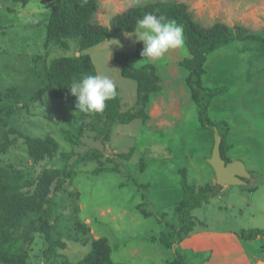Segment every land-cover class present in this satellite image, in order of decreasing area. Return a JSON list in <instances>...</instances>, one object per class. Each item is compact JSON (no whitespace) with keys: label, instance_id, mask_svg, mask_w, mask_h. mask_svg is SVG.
<instances>
[{"label":"rangeland","instance_id":"rangeland-1","mask_svg":"<svg viewBox=\"0 0 264 264\" xmlns=\"http://www.w3.org/2000/svg\"><path fill=\"white\" fill-rule=\"evenodd\" d=\"M156 1L186 5L192 20L205 28L219 23L264 36V0H97L93 23L108 27L114 15ZM45 15L40 0H28L24 7L0 0V101L17 93L27 105L26 99L42 81L44 63L79 56L72 42L66 50L53 48L45 55ZM137 43L134 34L119 33L87 52L96 73L113 80L121 111L134 107L136 88L134 81L121 76L113 55L132 52ZM188 57L184 43L156 60L144 59L140 53L136 68L151 64L161 89L150 98L144 124L135 120L114 126L107 139L88 130L78 137L81 121L76 119L81 112L72 94L66 100L43 96L26 108L19 103L7 121L14 133L9 135L12 145L0 154L2 166L13 165L29 178L45 168L72 175L55 184L51 197L56 207L49 220L53 240L65 244L56 251L69 261L81 260L91 240L106 238L111 259L122 264H164L177 254L187 264H244L253 256H262L257 264H264V48L250 40H235L210 54L201 76L204 88L224 89L210 102L207 116L227 123V156L244 166L247 178L241 179L242 184L222 186L219 195L194 209L193 230L180 244L166 249L158 241L178 225L173 208L182 198L183 175L190 186L217 184L208 163L214 137L201 129L198 103L191 99L187 71L181 66ZM21 136L50 137L58 151L52 159L33 164ZM91 151L101 154L98 162L80 161ZM111 168L114 171H108ZM81 224L89 228L88 234ZM256 229L261 236L253 240L237 237L239 231ZM226 233L235 239L224 237ZM32 235L27 264H45V237Z\"/></svg>","mask_w":264,"mask_h":264},{"label":"trees","instance_id":"trees-1","mask_svg":"<svg viewBox=\"0 0 264 264\" xmlns=\"http://www.w3.org/2000/svg\"><path fill=\"white\" fill-rule=\"evenodd\" d=\"M11 3L26 6L28 0H10ZM46 10L44 18L45 55L53 48L68 49L69 42L75 46L79 56H60L53 58L49 63H44L42 81L39 88L33 91L26 103L17 93H10L1 99L0 119L1 132L0 154H5L12 145L7 121L20 107L26 108L38 102L43 96L50 99L66 100L71 97L70 85L74 80H79L83 75H95L96 70L92 59L87 53L95 46L108 41L115 34L130 35L134 32L137 21L145 13L164 16L167 20L174 21L182 26L184 46L189 57L181 61V66L187 71L185 80L191 99L198 103V120L202 130H208L214 137H220L219 152L225 163L231 162L227 156L228 145L226 122H214L207 116V108L216 96L223 94L224 89H207L202 86L201 76L204 74L203 66L210 54L223 46L237 40L243 42L250 40L259 42L264 48V36L248 33L242 27L229 28L216 23L205 28L192 20L187 6L168 2H150L137 7L128 8L120 14L111 17L108 27L93 23V16L98 7L97 0H40ZM9 9V8H7ZM11 11V9H9ZM143 49V42H138L132 52H116L113 61L120 67L123 78L135 82L136 100L134 107L121 111V99L115 90V96L106 101L102 112L80 113L81 121L78 137L84 130H88L107 139L110 129L117 125H127L135 120L144 124L148 120L150 98L160 91L159 79L155 68L151 64H144L136 68ZM38 58V57H37ZM6 102L9 104L6 106ZM19 103L22 104L19 107ZM14 105V107H13ZM22 137V136H21ZM27 157L33 164L49 158L52 159L58 151V144L50 137L39 138L23 136ZM68 140L72 137H67ZM132 152V149L129 151ZM120 158L128 159V155L119 154ZM101 154L97 151L86 152L80 161L95 160L98 162ZM106 170V169H104ZM103 170H99L98 173ZM108 171H114L113 168ZM71 173L64 169H43L35 178H29L13 165L0 164V264H27V245L33 241L32 233L44 235L47 244V253H43L45 264H122L111 259V247L106 238L91 240L89 252L77 263L69 261L64 255L56 251L63 249L65 244L55 242L51 235L49 220L52 217L56 202L51 193L56 189L59 181L72 178ZM222 187L218 184H207L195 187L186 183L183 175L181 181V200L174 206L173 214L176 215L178 225L171 226L170 232L162 233L158 241L166 249L174 248L192 232L194 221L191 213L194 209L207 204L209 199L220 194ZM27 223V224H26ZM24 227V228H23ZM84 233H89V228L81 224ZM261 231H239L237 237L250 241L260 235ZM75 242L78 240L75 239ZM164 264H187L181 255H176L173 260Z\"/></svg>","mask_w":264,"mask_h":264},{"label":"clouds","instance_id":"clouds-1","mask_svg":"<svg viewBox=\"0 0 264 264\" xmlns=\"http://www.w3.org/2000/svg\"><path fill=\"white\" fill-rule=\"evenodd\" d=\"M132 34L138 42H143L141 56L148 60L159 59L168 50L181 47L184 43L182 26L152 13H145L137 21ZM69 89L77 98L76 108L82 113L102 112L106 101L116 94L113 80L102 73L83 75L74 80Z\"/></svg>","mask_w":264,"mask_h":264},{"label":"water","instance_id":"water-1","mask_svg":"<svg viewBox=\"0 0 264 264\" xmlns=\"http://www.w3.org/2000/svg\"><path fill=\"white\" fill-rule=\"evenodd\" d=\"M219 146L220 137L214 134L212 153L208 163L214 171L217 184L221 187L242 184L241 179L247 178L244 166L237 161L225 163L221 159Z\"/></svg>","mask_w":264,"mask_h":264},{"label":"crops","instance_id":"crops-1","mask_svg":"<svg viewBox=\"0 0 264 264\" xmlns=\"http://www.w3.org/2000/svg\"><path fill=\"white\" fill-rule=\"evenodd\" d=\"M230 235H232L233 236V234H231V233H226V235H224V237L226 236V237H228V238H230ZM235 236V235H234ZM231 239V238H230ZM233 239H235V238H233ZM233 239H231L232 241H233ZM260 258H262V256H260ZM260 258H257L256 256H253V258L252 259H250V260H247V261H245V263L244 264H253V262L254 261H257L256 262V264L257 263H259L260 262Z\"/></svg>","mask_w":264,"mask_h":264}]
</instances>
